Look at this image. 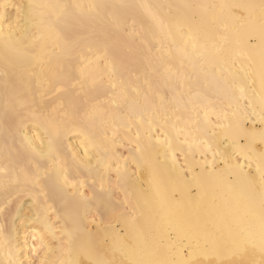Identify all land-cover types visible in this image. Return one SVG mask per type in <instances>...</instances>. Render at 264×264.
<instances>
[{"label":"snow or ice","instance_id":"6c2138e0","mask_svg":"<svg viewBox=\"0 0 264 264\" xmlns=\"http://www.w3.org/2000/svg\"><path fill=\"white\" fill-rule=\"evenodd\" d=\"M218 7L230 6L0 0V264H264V0L246 6L259 9V43L249 39L244 77ZM221 135L230 154L213 148ZM194 151L211 153L205 171L231 198H198L180 215L157 180L159 156L179 171ZM132 167L149 172L151 192ZM22 197L37 259L21 258L9 223ZM93 207L110 216L95 232L83 222Z\"/></svg>","mask_w":264,"mask_h":264},{"label":"bare ground","instance_id":"6f19581e","mask_svg":"<svg viewBox=\"0 0 264 264\" xmlns=\"http://www.w3.org/2000/svg\"><path fill=\"white\" fill-rule=\"evenodd\" d=\"M15 2H20V0H15ZM81 2H89V0H81ZM97 2H108V3H121L129 2V0H97ZM147 3L163 2V3H207L214 5H227L230 7L216 8L213 12L216 16L217 23H226L228 25V35L232 41L233 48L241 53L237 57V63L234 70L240 72L241 77H244L245 73L249 69V61L246 59V55L249 52L248 42L251 38V42L254 44L259 43V9H256V15H251L252 10L249 9L248 5L259 4L260 0H143ZM258 66V55L255 57ZM3 85L4 77L2 72H0V162H3L4 153V129L5 120L3 113ZM257 91L259 90L258 81L255 85ZM246 103L241 101V104ZM27 115V114H25ZM215 121L216 117L213 115L210 117ZM27 123V122H26ZM257 127L259 125L257 124ZM31 130V131H29ZM26 131H29V135L34 137V129L31 123H27ZM213 131L219 132L218 128H213ZM175 136V133L172 132ZM183 139V136H181ZM213 142V148L219 149L221 153L230 154L233 149L231 147L230 141L225 139L224 136H220L217 140L216 137H209ZM68 147L72 152H79L83 154V149L80 148V138L76 135H72L67 140ZM186 147V146H185ZM119 152L127 155V146L124 148H119ZM160 165L157 180L160 184L162 190L166 191L169 197L174 196L171 199V206L180 215L187 214L196 208L198 203V198H201L205 204H207L212 197L215 195L216 202L219 205L224 198H231V194H226L221 192L218 187H215L208 177V173L205 171L206 168L210 167L209 162L212 160L211 153L202 154L200 151H194L188 155L187 165H185L184 157H179L176 169H181L179 171L174 170L171 167L170 159L166 160L165 155L161 152L159 156ZM95 164V160L92 161ZM219 168L223 165L217 161ZM130 175L133 176V180H138V187H142L145 190L152 191L150 188V174L147 170L142 172H135L134 167L130 168ZM134 174V175H133ZM99 188V181H97V189ZM5 194L0 190V205L4 202ZM27 198H17L14 199L10 205V218L9 223L12 224V218H15V231L14 243L17 246L21 258L25 260L37 259L35 249L39 245L38 240H34L36 232L38 230V225L31 223H22L25 217L30 215L29 204L26 202ZM111 201L116 207L121 211L124 210L123 195L122 193L115 192L111 196ZM145 214L148 213V209L144 208ZM84 224L92 228L93 231H97L99 226L103 229L107 226L110 216L103 209L97 213L95 207L90 208L87 213H84ZM95 221V223H93ZM115 224V221L112 220ZM119 253L116 254V259H120ZM0 260H7L6 249L0 245Z\"/></svg>","mask_w":264,"mask_h":264}]
</instances>
